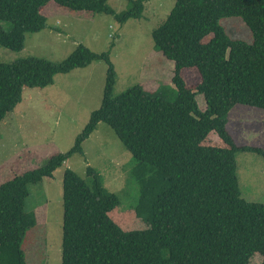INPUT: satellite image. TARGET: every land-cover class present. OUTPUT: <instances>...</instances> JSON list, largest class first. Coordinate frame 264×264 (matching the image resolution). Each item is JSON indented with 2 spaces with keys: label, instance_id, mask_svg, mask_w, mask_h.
Listing matches in <instances>:
<instances>
[{
  "label": "trees",
  "instance_id": "obj_1",
  "mask_svg": "<svg viewBox=\"0 0 264 264\" xmlns=\"http://www.w3.org/2000/svg\"><path fill=\"white\" fill-rule=\"evenodd\" d=\"M107 0H0V47L21 48L26 33L44 30L41 9L53 2L74 12L107 14L123 24L139 19L147 0H130L115 13ZM239 18L252 42L235 40L220 25ZM154 48L173 62L171 83L150 95L135 85L112 96L115 72L109 52L78 45L64 60L37 57L0 63V122L21 101L23 88H45L53 77L84 69L95 61L107 65L100 106L65 153L0 184V264H26L21 243L36 224L26 211L29 187L51 178L98 123L107 124L135 161L138 213L147 228L122 231L108 213L118 205L100 175L86 168V180L65 169L62 175L61 264H249L254 254L264 264V205L241 197L236 154L264 158L255 146H237L226 131L236 105L264 110V0H175L166 19L152 33ZM196 69L200 82L187 87L182 70ZM201 95L205 109L198 107ZM215 133L224 148L204 145Z\"/></svg>",
  "mask_w": 264,
  "mask_h": 264
},
{
  "label": "rangeland",
  "instance_id": "obj_2",
  "mask_svg": "<svg viewBox=\"0 0 264 264\" xmlns=\"http://www.w3.org/2000/svg\"><path fill=\"white\" fill-rule=\"evenodd\" d=\"M130 0H107L115 13L126 11ZM175 0H147L139 19L119 24L113 16L74 12L53 2L41 13L47 27L26 33L17 51L0 47V63L37 57L51 62L64 60L78 45L100 54L109 52L115 72L112 96L140 85L150 95L163 87L174 90L171 83L173 62L155 48L151 33L167 17ZM220 25L229 37L252 42L249 29L239 18H224ZM4 30L10 24L0 22ZM107 65L95 61L84 69L53 77L45 88H23L21 101L0 122V184L25 171L45 164L50 156L67 152L87 124L90 114L101 103ZM182 77L189 88L200 82L196 69H183ZM200 110L205 109L201 95L196 96ZM226 131L237 146H255L264 150V110L236 105L227 115ZM204 145L224 148L215 133ZM82 153L74 154L52 174L29 187L26 211L33 212L36 224L21 243L26 264H61L62 241V175L65 169L86 180L91 167L101 177L104 189L116 195L118 205L108 213L122 231L147 228L144 216L137 212L139 187L132 175L135 161L113 130L98 123L81 145ZM236 176L241 197L247 202L264 205V158L255 153L236 154ZM254 254L249 264H260Z\"/></svg>",
  "mask_w": 264,
  "mask_h": 264
},
{
  "label": "crops",
  "instance_id": "obj_3",
  "mask_svg": "<svg viewBox=\"0 0 264 264\" xmlns=\"http://www.w3.org/2000/svg\"><path fill=\"white\" fill-rule=\"evenodd\" d=\"M53 85V84H52ZM52 85H50V86H52Z\"/></svg>",
  "mask_w": 264,
  "mask_h": 264
}]
</instances>
